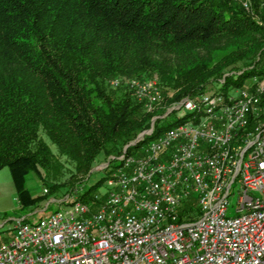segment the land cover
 Returning <instances> with one entry per match:
<instances>
[{
    "label": "trees",
    "instance_id": "trees-1",
    "mask_svg": "<svg viewBox=\"0 0 264 264\" xmlns=\"http://www.w3.org/2000/svg\"><path fill=\"white\" fill-rule=\"evenodd\" d=\"M260 10V0L251 10L242 0H0V170L22 206L73 187L151 126L131 78L156 77L171 103L225 74L223 90L263 73ZM180 120L156 123L126 153ZM30 172L52 178L43 195L26 186ZM102 181L79 199L97 202Z\"/></svg>",
    "mask_w": 264,
    "mask_h": 264
},
{
    "label": "built area",
    "instance_id": "built-area-1",
    "mask_svg": "<svg viewBox=\"0 0 264 264\" xmlns=\"http://www.w3.org/2000/svg\"><path fill=\"white\" fill-rule=\"evenodd\" d=\"M249 80L182 100L186 121L103 166L104 199L14 218L9 241L3 221L0 264H264V74ZM131 86L148 111L163 98L156 79Z\"/></svg>",
    "mask_w": 264,
    "mask_h": 264
},
{
    "label": "rangeland",
    "instance_id": "rangeland-1",
    "mask_svg": "<svg viewBox=\"0 0 264 264\" xmlns=\"http://www.w3.org/2000/svg\"><path fill=\"white\" fill-rule=\"evenodd\" d=\"M242 2L244 3V5H245V2H248L249 3V5H248L249 9L251 10L252 0H242ZM260 7H261V10H260L261 13H258L255 16V19L257 20V22H258V20H261V19L264 20V0H260ZM259 24L264 25L263 23H259ZM262 61H263V63L261 65L258 64V67L262 68L263 73L256 74V75H263L264 74V57H263ZM230 74H225L217 82L209 83L208 85H206V88L200 94H188V95L183 96L181 99L175 100L171 103L167 102L166 95L164 94L163 89L160 86L162 93H163V98L160 101V103L156 106V108L152 111H148V109H146L144 102L142 100H140V98L135 94V90L131 86L132 80H134V79L142 80V79L131 78L130 80L125 82V84L133 92V94L138 99V101L143 104L144 108L149 113L153 114V116L151 118V126L147 129H145L144 131L140 132L134 140H136L137 138L140 137L139 141H141L146 136L153 134L155 127H156V123L158 125H161V124L167 125L168 123L173 122L179 118H181L180 122L186 121L188 119L190 113H188L185 108L178 106L180 104V102L186 98L199 100V97L203 93L209 92L210 89H214V90L219 89V90H222L224 92H228L229 90H231L230 89L231 87L227 90H223L222 86H223V83L225 82L226 76L230 75ZM116 79H119V78H115L111 81V83L114 87H117L122 83L121 79H119L120 83H119V85L116 86L115 84H113V82ZM149 79H156L157 83L159 84V81L156 77H151V78H148L145 80H149ZM142 81H144V80H142ZM249 83H250V80L248 78V79H246L244 85H248ZM243 86H241V87H243ZM232 87H235V86H232ZM164 110H165V112L162 113V111H164ZM150 130H153V131L151 132V134H148V133H150L149 132ZM134 140H132L129 144L134 145V144H132L134 142ZM137 143H135V144H137ZM128 145L125 146V149L128 148ZM114 156L115 155H110L107 159H102L101 161H100L101 158L100 159L98 158V161L95 163V166L91 169L90 173L87 176H84L80 182H75L74 183L75 185L73 187H70V185L68 183L65 184L59 190L54 191L50 195L49 199L42 201L40 203V205L37 206L36 208L34 207V205L31 206V207H34L35 209H32L31 207L24 208L22 206V203H21L19 196H18L17 188H16L15 183H14L13 178H12V173H11L10 168L8 166L2 168L0 170V224L5 220H9L6 223V225L2 228V231L4 230L3 232L8 233V234H3V236H4L3 241H9L10 239H12V237L15 234V230H13L11 227L14 223V220H13L14 218L27 216L28 222H35L40 217H42L44 215L51 214L57 210H64V209L68 208L69 205L71 203H73V201L76 198L79 199L80 195L87 188H89L91 185H93L95 182H97L100 179H103V181L100 183L98 190L95 192L94 196H96L98 194V195H100L101 198L103 197V199H104L105 196L107 195V193L110 191L111 187L109 186V184L107 182V179H108L107 177L109 176L110 168H104L103 166L107 163H111L112 166L115 164L116 165L120 164L121 160H119V159L114 160L115 159V158H113ZM62 160L64 161V158H62ZM63 179L67 180L65 178H62V180ZM25 182H26V186L28 187V189L30 191H32V193L35 195H43L44 193H46L48 191L51 184H53V180L50 176H49L47 182H45L35 172L28 173L26 175ZM237 185H238V183L235 184V187L232 189V191H235L237 189ZM45 189H47V191H45ZM237 200H238V195H233L230 197V209H229L230 215L235 214V209L237 207ZM190 206L193 210H196V211L200 207L199 201L197 200L195 195H193L191 197Z\"/></svg>",
    "mask_w": 264,
    "mask_h": 264
},
{
    "label": "water",
    "instance_id": "water-1",
    "mask_svg": "<svg viewBox=\"0 0 264 264\" xmlns=\"http://www.w3.org/2000/svg\"><path fill=\"white\" fill-rule=\"evenodd\" d=\"M140 140V137L139 138H137L136 140H134V142L132 143V144H135V143H137L138 141ZM130 145V144H129ZM128 145V146H129Z\"/></svg>",
    "mask_w": 264,
    "mask_h": 264
},
{
    "label": "bare ground",
    "instance_id": "bare-ground-1",
    "mask_svg": "<svg viewBox=\"0 0 264 264\" xmlns=\"http://www.w3.org/2000/svg\"><path fill=\"white\" fill-rule=\"evenodd\" d=\"M143 144V143H142ZM139 148V147H138ZM139 151H141V150H139ZM132 153H134V152H132ZM131 154V153H130ZM116 165V164H115Z\"/></svg>",
    "mask_w": 264,
    "mask_h": 264
}]
</instances>
